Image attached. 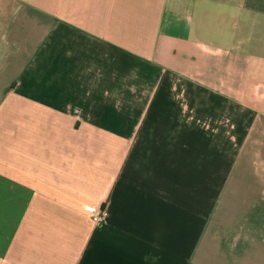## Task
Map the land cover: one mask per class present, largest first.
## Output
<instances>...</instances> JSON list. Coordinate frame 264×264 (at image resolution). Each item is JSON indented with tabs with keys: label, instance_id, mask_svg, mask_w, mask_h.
<instances>
[{
	"label": "crops",
	"instance_id": "1",
	"mask_svg": "<svg viewBox=\"0 0 264 264\" xmlns=\"http://www.w3.org/2000/svg\"><path fill=\"white\" fill-rule=\"evenodd\" d=\"M12 1L0 264H264V0Z\"/></svg>",
	"mask_w": 264,
	"mask_h": 264
},
{
	"label": "rangeland",
	"instance_id": "2",
	"mask_svg": "<svg viewBox=\"0 0 264 264\" xmlns=\"http://www.w3.org/2000/svg\"><path fill=\"white\" fill-rule=\"evenodd\" d=\"M19 6L16 5L12 0H0V38L2 41V38L4 36H7L6 38L10 37V31L11 28L9 26V23L12 18L22 14V10H19ZM29 46V45H27ZM8 44L5 42H0V57L7 52ZM9 71L2 72L0 69V79H4L5 76H8Z\"/></svg>",
	"mask_w": 264,
	"mask_h": 264
}]
</instances>
